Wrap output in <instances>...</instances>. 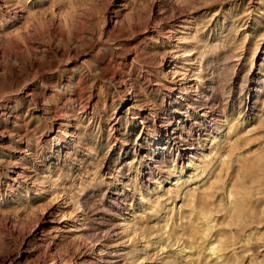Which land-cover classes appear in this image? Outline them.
<instances>
[{
    "label": "rangeland",
    "instance_id": "rangeland-1",
    "mask_svg": "<svg viewBox=\"0 0 264 264\" xmlns=\"http://www.w3.org/2000/svg\"><path fill=\"white\" fill-rule=\"evenodd\" d=\"M0 5V264H264V0Z\"/></svg>",
    "mask_w": 264,
    "mask_h": 264
},
{
    "label": "bare ground",
    "instance_id": "bare-ground-1",
    "mask_svg": "<svg viewBox=\"0 0 264 264\" xmlns=\"http://www.w3.org/2000/svg\"><path fill=\"white\" fill-rule=\"evenodd\" d=\"M2 9V6L0 5V10ZM4 18L5 16L3 15V13L0 11V18ZM1 18V19H2ZM8 18V17H7ZM15 19V16L13 18H8L6 20L7 23H9L10 21L13 22ZM10 22V23H11ZM36 32L38 31L37 29L35 30ZM73 35V34H71ZM70 38V37H69ZM72 40V41H70ZM67 42H68V39L66 38V40H63L62 43L64 46L67 45ZM69 42H71V44L74 46V47H83L84 44H85V41L83 38H79L78 39V36L76 35V37L74 36L72 39H69ZM70 44V45H71ZM40 45V44H39ZM72 46V47H73ZM40 48V47H39ZM85 49V48H84ZM42 51V50H41ZM28 53H32L34 56H38V59H41V55H39V49L37 48V46L35 47H30L29 45H26V47L24 48V54L25 56L28 55ZM30 55V54H29ZM29 57V56H28ZM40 57V58H39ZM36 58V57H35ZM99 61H97L96 63H94L92 65H90V62H82L81 65H76L75 67L72 68L71 70V77H69L70 80H72V82L67 81L69 84H67L65 87L66 89H68V93L70 94H79V92L83 91L82 88H80V85H79V82L82 78V76L84 77L85 76V73H84V68H86L87 70H89L90 72L94 73V75H97V76H103L104 72H106V69H109V67L107 66L104 67L102 65H100L98 63ZM88 71V72H89ZM108 72V71H107ZM107 74V73H106ZM132 81V80H131ZM130 86H132L130 84ZM121 104H124V102H122ZM141 123H142V120H141ZM67 127H68V123L66 124H62L60 129L57 130L55 133H56V137L59 139V141L55 142L54 145L51 147V149L47 150L46 151V154H50V155H53L55 157H59V155H61L62 153L61 150L63 151H70L73 144L78 142L80 140V137H79V133L77 131H73V132H68L67 130ZM215 134L218 133V129L216 128L215 130ZM21 132V131H20ZM26 134V133H24ZM159 134V131H157L156 129H152V137L154 138L155 136L156 137H159L158 136ZM12 137H16L19 141L23 140V139H26V137L28 136H24V135H21L19 132H15L13 131L11 134H10ZM226 136V135H225ZM55 137V138H56ZM216 137V136H215ZM215 137H213L212 139V143H214V140H215ZM56 138V139H57ZM157 138H154V141L156 140ZM223 140V138H221ZM211 140V139H210ZM56 141V140H54ZM28 143V142H27ZM216 143V141H215ZM26 144V143H25ZM26 147L23 149L22 148V151H19V154L20 155H23V154H29V146L28 145H25ZM214 147V146H213ZM48 149V148H47ZM209 154V152H208ZM32 157V156H31ZM199 158L201 157V159H203V163H206L207 161V157L203 154V151H201V155L198 156ZM1 158V157H0ZM3 160V159H2ZM191 160V159H190ZM198 161V160H197ZM2 162V161H0ZM199 162V161H198ZM25 163V162H24ZM200 163V162H199ZM25 164H23V169L25 166ZM1 167V166H0ZM199 167V166H198ZM178 169V168H177ZM180 169V168H179ZM182 167H181V171H178L176 170L175 172H173V183L172 185L175 186L176 190H181L182 186L184 185V181L182 180V175H183V171H182ZM262 170V169H261ZM172 172L170 171H167V176L171 175ZM184 176V175H183ZM202 177V176H201ZM211 181V180H210ZM212 183V182H211ZM171 185V186H172ZM196 188H191L189 190H187V187L185 188V192L187 193H184V196L185 195H188L190 198L192 197V194L194 191L191 192V190H195ZM184 192V191H183ZM191 192V193H190ZM141 193V192H140ZM139 193V194H140ZM143 193V192H142ZM146 195V194H145ZM140 196V195H139ZM145 197V196H144ZM141 199V197H140ZM230 200L233 201V195L231 194L230 195ZM235 201V200H234ZM160 202V201H159ZM194 214V213H193ZM192 214V215H193ZM158 215V214H157ZM163 216V215H162ZM195 216V215H194ZM203 220H204V224H203V229L201 231V238L205 240L204 242V247H203V252L206 253L205 255V259L206 261L208 262L209 260H214V261H220L221 257L219 256L218 252L220 251L219 250V241H213V242H210L209 240H207V236H208V233L209 231L211 230V220L209 219V217L202 213L201 216H200ZM167 218V217H166ZM196 219V218H195ZM202 220V222H203ZM166 223V222H165ZM167 224V223H166ZM121 226H123L122 228L125 229V230H129L131 232V234H134V231H133V224L130 222L129 219H127L126 222L122 223ZM167 227V226H166ZM175 227V226H174ZM214 228V227H213ZM122 229V230H123ZM167 231V230H166ZM55 232V231H54ZM169 232V231H168ZM174 232V231H173ZM172 233V231H171ZM183 233V232H182ZM165 234V233H164ZM125 235H127L125 233ZM173 235V234H172ZM181 235V234H180ZM191 235V234H190ZM210 235V234H209ZM169 237V236H168ZM183 237V236H182ZM191 237V236H190ZM200 237V236H199ZM210 237V236H209ZM187 238V237H186ZM129 239V238H128ZM131 239V238H130ZM129 239V240H130ZM191 239V238H190ZM193 239V237H192ZM222 240V239H221ZM190 241V240H189ZM182 242V241H181ZM202 242V241H200ZM167 243V242H166ZM165 244V243H164ZM176 245V244H175ZM194 245V244H193ZM162 246V245H161ZM177 246V245H176ZM192 249V248H191ZM163 250V249H162ZM179 250V249H178ZM57 252V251H56ZM187 252V251H186ZM189 252V251H188ZM59 253V252H58ZM179 255V254H178ZM183 255V254H182ZM177 256V254H176ZM189 256V255H188ZM192 256V255H191ZM59 257V256H58ZM211 261V262H212ZM210 262V263H211ZM209 263V264H210ZM8 264H14L13 263V260H10L8 261ZM212 264V263H211ZM219 264V262H218ZM225 264V263H224Z\"/></svg>",
    "mask_w": 264,
    "mask_h": 264
}]
</instances>
